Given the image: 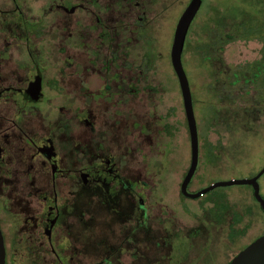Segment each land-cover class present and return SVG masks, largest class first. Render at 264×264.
<instances>
[{
    "label": "flooded vegetation",
    "instance_id": "flooded-vegetation-1",
    "mask_svg": "<svg viewBox=\"0 0 264 264\" xmlns=\"http://www.w3.org/2000/svg\"><path fill=\"white\" fill-rule=\"evenodd\" d=\"M42 2L0 0L5 264H135L147 243L171 245L170 237L155 240L147 206L154 198L148 169L168 125L148 99V68L130 58L151 39L155 5ZM213 199L216 211L221 204L216 221L228 225L227 196Z\"/></svg>",
    "mask_w": 264,
    "mask_h": 264
},
{
    "label": "rangeland",
    "instance_id": "rangeland-1",
    "mask_svg": "<svg viewBox=\"0 0 264 264\" xmlns=\"http://www.w3.org/2000/svg\"><path fill=\"white\" fill-rule=\"evenodd\" d=\"M190 1L153 0L151 39L130 52L134 67L148 68L153 86L148 99H153L154 110L163 114L168 125L148 169L154 198L147 206L155 221L150 228L155 240L170 237L171 247L160 252L147 243L138 254L146 262L166 257L162 264H226L264 231V215L253 191L244 185L213 189L214 196H227L228 225L216 221L215 202L207 196L190 198L182 193L192 148L171 48L179 18ZM259 61L264 62V0H204L183 54L200 139V161L191 193L217 181L251 178L264 167V83L253 80L256 69L248 68ZM241 67L247 68L245 73ZM238 71L244 73L238 76L240 85H228L237 80ZM223 79H228L225 85ZM138 106L146 108L145 103ZM260 184L264 194V176ZM162 221L166 228L163 224L158 228ZM158 229L163 231L159 234ZM125 255L130 259L128 252ZM42 264H53L52 259Z\"/></svg>",
    "mask_w": 264,
    "mask_h": 264
},
{
    "label": "water",
    "instance_id": "water-1",
    "mask_svg": "<svg viewBox=\"0 0 264 264\" xmlns=\"http://www.w3.org/2000/svg\"><path fill=\"white\" fill-rule=\"evenodd\" d=\"M204 0H191L179 18L177 23L173 44L171 48V60L173 68L177 74L184 101L185 112L191 137L192 159L189 171L182 184V193L190 198H199L209 191L233 185H249L253 188L254 197L264 210V198L260 193L259 178L264 175V167L257 175L251 178L231 179L227 181H217L210 186L201 189L199 192L191 193L188 185L194 177L200 161V139L199 130L194 110V102L190 82L183 65V51L192 22L197 16ZM6 254L4 237L0 228V264H5ZM228 264H264V236L247 246L237 254Z\"/></svg>",
    "mask_w": 264,
    "mask_h": 264
},
{
    "label": "trees",
    "instance_id": "trees-1",
    "mask_svg": "<svg viewBox=\"0 0 264 264\" xmlns=\"http://www.w3.org/2000/svg\"><path fill=\"white\" fill-rule=\"evenodd\" d=\"M193 23V22H192ZM192 25V24H191ZM191 28V27H190ZM186 45V44H185ZM184 49H185V47H184ZM183 54H184V51H183ZM264 63V62H263ZM263 63H261L260 61L259 62H257V63H255V64H251V65H249L248 66V68L250 69V70H253V69H256V71H254L253 73V80H255L256 78H258V81L257 82H262V83H264V64ZM242 68V67H241ZM243 70H241V72H246V70H247V68H245V70H244V68H242ZM240 70V69H239ZM244 73H239V71L234 75V76H236V78H237V80H235V81H233V82H229L228 81V83H227V80L228 79H226L225 81H224V79L223 80H221L222 81V85H225V83H227L228 85L230 84L231 86H233V85H240V78H238V76L239 75H242V74H244ZM246 75V74H245ZM188 76V75H187ZM253 80H251V81H253ZM253 83H255V82H253ZM190 87H191V85H190ZM191 90H192V88H191ZM192 96H193V94H192ZM193 102H194V99H193ZM258 174V173H257ZM256 174V175H257ZM255 176V175H254ZM253 176V177H254ZM264 176V175H263ZM263 176L262 177H260L259 179V181H261V179L263 178ZM252 177V176H251ZM234 186V185H233ZM244 186H247V187H249V189H251L252 191H253V188L251 187V186H249V185H244ZM230 187H232V186H227V187H223V188H230ZM215 189H217V188H215ZM214 189V190H215ZM253 193H254V191H253ZM261 195L264 197V194L262 193V188H261ZM207 194V197H208V200H212V201H215L214 199H213V196L214 195H216L217 194V192H215V191H213V190H211V191H209L208 193H206ZM205 194V195H206ZM254 196V195H253ZM201 197H203V196H201ZM200 198V197H199ZM254 198V200L255 201H257L256 200V198L255 197H253ZM258 202V201H257ZM256 202V203H257ZM217 206H216V208H217V211H216V209L215 208H213L212 209V213L215 215V213H217V212H219L218 210H221V204H219V203H217L216 204ZM262 207V206H261ZM260 208V207H259ZM260 210V209H259ZM260 212L261 213H263L261 210H260ZM264 215V214H263ZM216 216H217V214H216ZM139 240H141V239H139ZM171 243V242H170ZM170 247H171V245H170ZM169 247V248H170ZM169 248H166V249H169ZM158 249H160V252L163 250V247H160V248H158ZM243 250V249H242ZM241 250V251H242ZM159 252V253H160ZM160 256H162V255H160ZM138 259L136 260V263L135 264H162L163 263V261H165V259H166V257H162L161 258V261L160 260H158V261H149V262H146L145 260H139V254H138ZM142 259H147V257H144V258H142ZM177 261H179L178 259H177ZM229 262H227V264H228Z\"/></svg>",
    "mask_w": 264,
    "mask_h": 264
}]
</instances>
